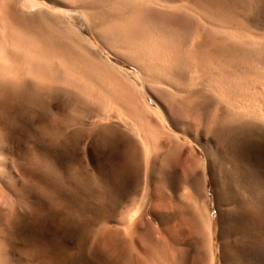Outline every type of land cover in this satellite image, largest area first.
I'll return each instance as SVG.
<instances>
[{
  "label": "rangeland",
  "instance_id": "rangeland-1",
  "mask_svg": "<svg viewBox=\"0 0 264 264\" xmlns=\"http://www.w3.org/2000/svg\"><path fill=\"white\" fill-rule=\"evenodd\" d=\"M71 1L0 0V26L4 18L14 29L10 43L0 34L6 58L26 51L8 62L28 70L22 80L2 76L13 87L0 90V258L6 236L8 264H249L250 250L264 264V117L251 114L264 113V0ZM80 2L93 13L70 12ZM85 20L100 23L95 35ZM13 33L38 51L25 39L27 49H13ZM33 55L43 71L27 64ZM76 57L81 70L95 60L83 75L100 88L54 77L71 62L80 74ZM107 92L156 136L140 129L153 139L145 187L136 136L116 118H96ZM191 201L211 214V235L196 232ZM240 210L261 225L255 240L244 237Z\"/></svg>",
  "mask_w": 264,
  "mask_h": 264
},
{
  "label": "bare ground",
  "instance_id": "bare-ground-1",
  "mask_svg": "<svg viewBox=\"0 0 264 264\" xmlns=\"http://www.w3.org/2000/svg\"><path fill=\"white\" fill-rule=\"evenodd\" d=\"M73 1V0H72ZM71 1V2H72ZM21 3V2H20ZM74 6V5H73ZM88 7L89 6H87L86 4H85V2H80L79 4H78V6L77 7H75V8H73V9H71L70 10V12H78L79 10H80V12H81V14H83V15H81L82 17H84V15L86 16V15H90V14H92L93 13V11L92 10H89L88 9ZM69 8H72V7H69ZM90 8V7H89ZM79 9V10H78ZM87 9H88V11H87ZM68 11H69V9H67ZM66 10V11H67ZM67 11V12H68ZM91 12V13H90ZM7 13V12H6ZM68 15H66V22L68 23V25H70V26H72V22H73V20L71 21V19H72V15H71V13H67ZM78 14V13H77ZM5 19L3 18V20H1V23H2V25L1 26H3V28H0V34H1V32H3V30H4V32L6 31V29L5 28H7V24H6V22L4 21ZM87 20V19H86ZM84 21V23L86 22V25H87V27L89 28V30L95 35V31H96V29L100 26V23H98V22H87V21ZM73 23H75V22H73ZM83 23V24H84ZM4 24V25H3ZM80 24V23H79ZM81 25H82V23H81ZM0 26V27H1ZM6 26V27H5ZM102 26V25H101ZM11 27V26H10ZM107 27V26H106ZM69 28V27H68ZM101 28V27H100ZM130 28V27H129ZM225 28V27H224ZM9 29V28H8ZM7 29V30H8ZM77 29V28H76ZM111 29V28H110ZM130 29H132V28H130ZM13 30L14 29H12V28H10V31H9V33H8V31H6L4 34L5 35H7L8 37H9V40H10V38H12V36L10 37V35H12V32H13ZM125 30L127 31V29L125 28ZM137 30V29H136ZM77 31V30H76ZM76 31H74L75 33H76ZM124 31V30H123ZM133 31H135V30H133ZM139 31V30H138ZM58 32V31H57ZM73 32V31H72ZM4 34L2 33V35H0L1 37L0 38H2V36L4 37L3 39H5V36H4ZM77 34H79V36L81 35L80 34V32L79 33H77ZM76 34V35H77ZM13 35H14V33H13ZM16 35V34H15ZM13 36V37H16V39L17 40H19V37H20V40H19V42L21 41V39L23 40V39H25V40H27L28 41V39H26V38H23V36H21V34L20 33H18L17 35H18V38H17V35L16 36ZM75 35V36H76ZM132 36H135V35H133V33L131 34ZM6 36V37H7ZM78 36V37H79ZM83 36V35H82ZM82 36H80V37H82ZM85 36V35H84ZM8 37H7V39H8ZM13 39V38H12ZM15 39V38H14ZM31 39V38H30ZM6 40V39H5ZM24 40V41H25ZM6 41H8V40H6ZM24 41L22 42L21 41V44H19L18 42V44L19 45H17L16 43H14L13 44V46H12V43L10 44L12 47H14V46H16V47H14L13 49H15V48H19L20 47V45H21V47L24 49L25 47H27L28 46V49L29 48H31V47H34V43L31 41V43H30V41H28L29 43H26V45H25V47H23L24 46ZM53 41V40H52ZM2 41H0V45H2V46H4V44L5 45H7L8 43H10V42H12L11 40L8 42V43H6L5 41L3 42V43H1ZM26 42V41H25ZM250 42V41H249ZM248 42V43H249ZM74 43V42H73ZM76 43V42H75ZM22 44H23V46H22ZM29 44H32L33 46H31V45H29ZM77 44V43H76ZM140 44V43H139ZM9 45V44H8ZM8 45L6 46V47H4V50H3V47L2 46H0V47H2V49L0 48V54L2 55V56H0V78H3L2 76H9V77H11V78H14L15 76H17V75H19L18 73H23V72H26V71H28V70H26V71H22V69H26V68H24V67H22L21 69H20V71H18V73H17V70H16V68L14 69V68H12V67H15V63H14V66H11L10 64H9V60L11 59V57H9L10 59H7L6 57H7V54L10 52L9 51V49L11 48V47H9L8 48ZM93 45V44H92ZM29 46H31V47H29ZM77 46V45H76ZM149 46V45H148ZM20 47V51H21V48ZM36 47V46H35ZM34 47V48H35ZM5 48H7L6 50H7V52H6V55L5 54H3L2 52L3 51H5ZM34 48H31V49H33V50H36V51H38L37 49H34ZM87 48V47H86ZM25 49H27V48H25ZM31 49H30V51H31ZM141 49V48H140ZM146 49H147V46H146ZM12 50V49H11ZM82 50V49H81ZM86 50V49H85ZM89 50V49H88ZM142 50L143 49H141V50H137V51H141L142 52ZM147 50H149V49H147ZM147 50H145V51H147ZM150 50H151V53H152V50H153V48L151 47L150 48ZM150 50H149V52H150ZM157 50V49H156ZM9 51V52H8ZM13 51V50H12ZM15 51V50H14ZM13 51V53L14 54H16V52H14ZM17 51V54L16 55H14V54H11V56L13 57H20V59H22L23 61H24V58L27 56L26 54V56L23 58V57H21V56H23V54H21L22 52L23 53H25L26 51H22L21 53H18L19 52V49L18 50H16ZM35 51V52H36ZM79 51H80V49H79ZM155 51V50H154ZM158 51V50H157ZM162 51H163V49H162ZM161 50H160V52H162ZM82 52V51H81ZM91 52V51H90ZM144 52V51H143ZM142 52V53H143ZM32 54H34V51H32L31 52ZM31 53H30V55H31ZM40 54H41V52H39ZM39 53H38V55L36 54V56L38 57L39 56ZM136 53V52H135ZM138 53V52H137ZM147 53V52H146ZM19 54H21V56L19 55ZM51 56H52V58H55L56 56H55V53H49ZM85 54H87V52L85 53V51H84V54L80 57V58H82L81 60L82 61H84V56H87V55H85ZM91 54H92V52H91ZM141 54V53H140ZM148 55L150 54V53H147ZM153 54H154V52H153ZM9 55H10V53H9ZM46 55H47V53H46ZM49 55V56H50ZM60 55V54H59ZM34 56V55H33ZM31 56L32 57V61H30L31 63H27L28 65L30 64L31 65V67L33 66L34 68H32V69H35V66L37 67L36 68V70L38 69L39 70V68L41 69V67H39L38 68V65H40V64H38V61H39V59L38 60H36L37 59V57L36 56ZM42 56H44V59H43V57H42V59L43 60H46V58L48 57H45V52L43 53V51H42ZM53 56H55V57H53ZM73 56V55H72ZM14 57L10 60V61H12L11 62V64L14 62V61H16V62H18V64H19V57H18V59H14ZM40 57H41V55H40ZM84 57V58H83ZM39 58V57H38ZM58 58V57H57ZM62 58V57H61ZM73 58H74V56H73ZM76 58H78V60L76 59ZM75 58V60H74V62L75 61H77L76 63L78 64L79 62H81V60H79V57H76ZM97 58V57H96ZM63 59V58H62ZM62 59H59V60H56V62H58L59 63V65H60V63H63V60ZM89 60H90V58H88ZM22 60H20V61H22ZM37 62H35V61ZM41 60V59H40ZM42 60V61H43ZM53 61H54V59H52ZM29 61V60H28ZM34 61V62H33ZM73 61V60H72ZM79 61V62H78ZM95 61V60H94ZM93 61V62H94ZM40 63H42L41 61H39ZM44 62V61H43ZM48 62V61H47ZM50 62V61H49ZM93 62H91V60H90V62H88L87 63V65H86V67H84L83 69L85 70V68L86 69H88L89 70V68H91V67H89V66H92L93 65ZM200 62V61H199ZM34 63H35V65H34ZM82 63V62H81ZM89 63H91V65H89ZM33 64V65H32ZM52 64H53V62H52ZM85 64V63H84ZM107 64V63H106ZM22 65H24V62H23V64ZM21 65V66H22ZM45 65L46 64H44L42 67V69H44L45 68ZM55 65L56 66H59L57 63H55ZM82 65H83V63H82ZM89 65V66H88ZM162 65V64H161ZM25 66V65H24ZM52 67L51 68H53L54 66L53 65H51ZM61 66V65H60ZM55 67L56 69H58L59 70V68H61V67ZM78 66H79V64H78ZM87 66L89 67V68H87ZM108 66V65H107ZM68 68H62V70H59L58 72H56V70H54L55 71V73H56V76H54L55 74H53V70L51 71L50 70V68H49V70H50V76H51V78L53 79V76L54 77H56V79L59 81V82H61V84H62V82L63 83H66V84H69V85H71V88H77V89H84V88H82V87H84L86 84H87V82L85 81V80H88L89 79V81L88 82H90L91 81V79H92V77H91V79L90 78H88L87 76L88 75H92V74H90V73H92L93 72V70L92 69H90V70H92V72H90V70L87 72V73H89L88 75L87 74H85V77H84V73L86 72V70H85V72H84V70H81V67L82 66H79L80 67V71H81V73L79 74V71L78 72H76L75 70H74V66H73V64H72V62H71V64L69 65V66H67ZM17 68H19V67H17ZM41 69V70H42ZM98 69V68H97ZM96 69V70H97ZM77 70H79V68L77 69ZM43 71V70H42ZM41 71V73H40V71H38L39 73V75L41 74V75H43V72ZM95 71V70H94ZM107 71V70H106ZM32 72H34V74H32L31 72H29L31 75H35V71L34 70H32ZM49 72V71H48ZM101 72V71H100ZM20 74V75H22V76H18L19 78H21V80L23 79L22 77H23V74ZM26 73H28V72H26ZM95 73H97L96 71H95ZM110 73V72H109ZM112 73V72H111ZM157 73V72H156ZM52 74V75H51ZM101 74V73H100ZM162 74V73H161ZM36 75H37V73H36ZM35 75V76H36ZM39 75H37V77H36V79L38 80V79H40V80H38V81H44V79H41L40 77H38ZM83 75V76H82ZM93 75H94V73H93ZM26 76V75H25ZM35 76L34 77H31V78H35ZM96 77H99L97 74L95 75ZM107 76V75H106ZM84 77V78H83ZM105 76H103V78H104ZM155 77V76H154ZM8 78V77H7ZM7 78H5V80H4V78H3V80L4 81H2V79H0L2 82H5L6 84H8L7 86L5 85V83H4V85L3 84H1V85H3V86H0V90H2L1 88H4L5 90H3V91H6V88L7 89H9L8 87H11V85L12 84H10V80H11V78H8V82L9 83H7V81H6V79ZM101 76H100V79H103ZM115 78V77H114ZM113 78V79H114ZM151 78V77H150ZM98 79V78H97ZM153 79V78H152ZM26 80V79H25ZM54 80V79H53ZM53 80H51L52 81V83L55 81H53ZM56 80V82H58ZM94 80V78L92 79V81ZM106 79H104V81H105ZM37 81V82H38ZM91 81V82H92ZM98 81V80H97ZM96 81V82H97ZM115 81H116V79H115ZM150 81V80H149ZM25 82H28L27 80L25 81ZM24 82V80H23V83H25ZM91 82L89 83V86H91L90 84H91ZM11 83H13V80H12V82ZM21 82H20V80H18V83L17 84H20ZM23 83H21V84H23ZM32 83V82H31ZM38 83H40V85H42L44 82H38ZM37 83V84H38ZM93 84H94V82H92ZM97 83H99V81L97 82ZM101 83V82H100ZM10 84V85H9ZM16 84V83H15ZM30 84V83H29ZM55 84H57V83H55ZM58 84H60V83H58ZM207 84V83H206ZM39 85V86H40ZM52 85V84H51ZM50 85V86H51ZM65 85V84H64ZM105 85H106V82H105ZM108 85V84H107ZM106 85V86H107ZM111 85V84H110ZM109 85V86H110ZM4 86H6V87H4ZM16 86V85H15ZM23 86V85H22ZM26 86V85H25ZM24 86V87H25ZM43 87L45 86V83H44V85H42ZM61 86V85H60ZM93 86H96L97 88L96 89H98V88H100V87H98V85H92V87ZM99 86H101V88H102V83H101V85H99ZM12 87H13V85H12ZM27 87V86H26ZM25 87V88H26ZM64 87V86H63ZM87 87V86H86ZM91 87V89H93V90H96L95 88H92ZM113 87V86H112ZM117 87V86H116ZM206 87V86H205ZM89 88V87H88ZM109 88V87H108ZM17 89V88H16ZM90 89V90H91ZM110 89V88H109ZM114 89V88H113ZM116 89V88H115ZM114 89V90H115ZM118 90H117V92H118V94L121 92V90H119L120 88H117ZM73 90V89H72ZM71 90V93H73V91ZM101 90V89H100ZM114 90H112V91H114ZM2 91V92H3ZM8 91V90H7ZM19 91V90H18ZM82 91V90H81ZM105 91V90H104ZM116 91V90H115ZM125 91V90H124ZM124 91H122V92H124ZM218 91V90H217ZM127 92V91H126ZM224 92V91H223ZM77 93H79V91L77 92ZM85 93V92H84ZM97 93H98V91H97ZM108 93V92H107ZM106 93V95H105V93H103L104 94V97H102V98H98L97 99V103H98V105H99V107H100V115H101V117L103 116L102 114H104L105 116H106V118H108V120H109V117H112L111 119H113V118H116L120 123H122L124 126V132H125V130L128 132L129 130H130V132H129V134H134L135 136H136V138L138 139V142H139V144H140V149L142 150V153L144 154V164H143V166L141 167V175H142V179H143V185H144V187L146 186V179L149 177H147L146 178V168H147V157H148V153H149V144L150 143H148L147 142V140H150V139H154V137H156L153 133H151L150 132V130L147 128V126H146V129L144 128L145 126H143L142 124V120H140V122H141V124H139V125H142L141 126V128L140 127H138L137 125H136V117L135 116H139V115H137V114H139V113H137L136 114V112L135 113H131V110L130 111H126V110H123L125 107L127 108V107H129L127 104H128V102H126V104H125V102H124V104L125 105H127V106H124L123 107V109H121V107H120V110H119V108L118 107H116L117 105V103H118V97H117V99L115 100L114 98H115V96H112V97H114L113 99L117 102V103H113V101L114 100H111L110 99V97H111V94H110V97H109V93L107 94ZM128 93V92H127ZM130 93V92H129ZM133 93H135V92H133ZM99 94V93H98ZM103 94H101L100 93V95L102 96ZM117 94V93H116ZM121 94H123V93H120L118 96H120ZM131 94V93H130ZM130 94H129V96H130ZM136 94V93H135ZM135 94H131V96H130V98L131 97H133L132 95H135ZM70 95V94H69ZM79 95H80V93H79ZM91 95V94H90ZM108 95V96H107ZM221 95V94H220ZM74 96V95H73ZM124 96V95H123ZM221 96H223V95H221ZM232 96V95H231ZM79 97H82L81 95L80 96H78V98ZM85 97L87 98V96L85 95ZM121 97H122V95H121ZM125 98H126V96H124ZM77 98V97H76ZM83 98V97H82ZM85 98V99H86ZM135 98H137V97H135ZM223 99V98H222ZM89 100H90V98H88V103H90L89 102ZM132 100V99H131ZM139 100V99H138ZM58 101V100H57ZM65 101V100H64ZM84 101H86V100H84ZM114 101V102H115ZM124 101H127V100H124ZM128 101H129V99H128ZM133 101H135V100H132L131 102H133ZM79 102V101H78ZM122 102V101H121ZM130 101H129V104L131 103ZM87 103V102H86ZM120 103V102H119ZM118 103V104H119ZM136 104L137 103H139L140 104V102H138V101H136L135 102ZM135 103H131V104H135ZM67 104V103H66ZM115 104V105H114ZM121 104V103H120ZM119 104V105H120ZM131 104H130V106H131ZM229 104V103H228ZM121 105H123V104H121ZM93 106V105H92ZM234 106V105H233ZM143 107H144V105H143ZM232 107V106H231ZM237 107V106H236ZM240 106H238L237 107V110L239 111L240 109H241V107L239 108ZM130 108V107H129ZM131 108L133 109V107L131 106ZM138 108H141L140 106L138 107ZM138 108H137V110H138ZM144 108H146V107H144ZM147 108H149V107H147ZM234 108H235V106H234ZM239 108V109H238ZM93 109H94V106H93ZM102 110V111H101ZM121 110H123V111H121ZM94 111L96 112L97 110H95L94 109ZM133 111V110H132ZM148 111V110H147ZM261 111V110H260ZM259 110L258 111H253V112H251V114L252 115H254V116H256V117H264V113H261ZM101 112H103V113H101ZM123 112H129V113H123ZM145 112V111H144ZM240 112H243V111H240ZM131 113V114H130ZM97 114V113H96ZM132 116L133 114H135V115H133V117H131L130 115ZM146 114V113H145ZM92 115L94 116V113H92ZM98 115V114H97ZM86 116H88V115H86ZM85 116V117H86ZM93 116H90V117H88V118H91V117H93ZM145 116V115H144ZM141 119H142V117L141 116H139ZM255 117V118H256ZM87 118V119H88ZM96 118L98 119V120H104L105 121V119H104V116L100 119V117H97L96 116ZM132 118L133 119H135V120H133L132 121ZM93 119V118H92ZM96 119V120H97ZM143 119H145V117L143 118ZM146 119H147V117H146ZM146 119H145V121H146ZM261 119V118H260ZM97 120V121H98ZM107 120V119H106ZM107 120V121H108ZM115 120V119H114ZM160 120V119H159ZM92 121V120H91ZM90 121V122H91ZM100 121H98V122H100ZM103 121V122H104ZM148 122H150L149 121V119H148ZM108 123H109V121H108ZM162 123V122H161ZM147 124V123H146ZM144 125H145V123H144ZM125 127H126V129H125ZM143 128V130H147L145 133H147V134H150L149 136L151 137L152 135V138H150L149 139V136H147V134H143L142 133V131L140 130V129H142ZM163 128V127H162ZM165 128V127H164ZM129 129V130H128ZM161 129V128H160ZM155 130V129H154ZM63 131V130H62ZM158 132V131H157ZM144 135H146L147 136V138L148 139H146V136H144ZM153 139H152V141H153ZM159 139V138H158ZM129 147V146H128ZM153 149V148H152ZM152 149L150 150V151H152ZM9 150V149H8ZM128 150H129V148H128ZM152 156H153V154H152ZM150 157V156H149ZM150 160V159H149ZM150 163V162H149ZM148 163V164H149ZM151 168V167H150ZM148 169V168H147ZM201 170V169H200ZM140 171V170H139ZM148 173V172H147ZM149 175V174H148ZM244 177V176H243ZM142 183V182H141ZM143 187V186H142ZM147 188V187H146ZM148 190V189H147ZM143 191H144V189H143ZM143 193V192H142ZM257 194V193H256ZM143 195H145V193H143ZM264 196V195H263ZM247 198H250V197H247ZM143 199V198H142ZM193 201V200H192ZM192 201H191V203L190 204H192ZM194 201H195V199H194ZM145 202V201H144ZM143 202V203H144ZM197 202V201H196ZM196 202H194L195 204H192L190 207H191V209L193 210L192 211V216H191V222H192V224H194L195 225V228L197 227V229H196V232H199V230L202 228V230H207V235H211L210 234V231H209V226H208V224H209V222L207 223V219L209 218V216L211 215V214H209V211L208 212H205V205L202 203V205H200L199 204V202H197L199 205H197V203ZM250 202V201H249ZM253 203V202H252ZM256 203V202H255ZM262 203V202H261ZM207 204V203H206ZM264 204V203H263ZM249 207V206H248ZM207 208V207H206ZM231 208V207H230ZM241 212H243V210H240ZM244 213L245 212H243L242 214H241V216L243 217L244 216V218H245V216H246V222L244 223V226H245V228H244V233H246V236H244L245 238L247 237V239L249 240V239H251L252 237H254V236H256L257 234H258V231H259V229L261 228L260 226V224H259V222H258V220L257 219H255L253 216L251 217V216H248L247 214L246 215H244ZM208 216V217H207ZM133 217V216H132ZM168 217V215L167 214H164V213H159L158 214V218L160 219V221L161 222H163V221H165L166 220V218ZM206 217H207V219H206ZM138 218V217H137ZM242 219V218H241ZM245 219H244V221H245ZM119 220H121V219H119ZM123 220V219H122ZM243 220V219H242ZM257 220V221H256ZM243 221V222H244ZM262 221V220H261ZM121 222V221H120ZM193 225V226H194ZM6 226V225H5ZM243 225H242V227H244ZM125 227V226H124ZM127 227H129V226H126L125 228L127 229ZM200 227V228H199ZM211 229V228H210ZM126 231H129V229H127ZM125 231V229H124V234L126 235V233H129V232H126ZM130 231H131V229H130ZM224 231V230H223ZM261 232V231H260ZM259 232V233H260ZM263 233V232H262ZM131 234V233H130ZM129 235V234H128ZM259 235V234H258ZM261 235V234H260ZM259 235V236H260ZM9 236V235H8ZM131 236V235H130ZM259 236H258V238H259ZM126 237H128L127 235H126ZM263 237V240H264V236H263V234L261 235V238ZM237 239V238H236ZM133 240H135V239H133ZM252 240H255V237H254V239H252ZM259 240V239H258ZM113 241H115V240H113ZM198 241V240H197ZM234 241V240H233ZM236 241V240H235ZM251 241V240H250ZM257 241V240H256ZM255 241V242H256ZM3 243V252H2V254H1V258H0V261H1V264H8V260H9V249L7 248L8 247V238L5 236L4 237V239H3V241H2ZM129 242H130V240H129ZM118 243V242H117ZM236 243V242H235ZM248 243V242H247ZM247 243H244V244H247ZM252 244V243H251ZM115 245H117V244H115ZM132 245V244H131ZM161 245V244H160ZM236 245V244H235ZM167 246V245H166ZM211 246V245H210ZM234 246V245H233ZM255 246H256V244H255ZM132 247V246H131ZM164 247V246H163ZM251 247V246H250ZM158 248H160V247H158ZM235 248V247H234ZM247 248H249V247H247ZM252 248V247H251ZM250 248V249H251ZM256 248V247H255ZM253 249V248H252ZM162 250H164V249H162ZM164 251H166V250H164ZM163 251V252H164ZM250 256H251V259H250V263L249 264H258L259 262V260H257V257H258V259L261 257V253H259L258 251H254V250H250ZM165 253V252H164ZM165 255V254H164ZM235 256V255H234ZM233 257V256H232ZM170 259V258H169ZM168 260V259H167ZM136 261V260H135ZM158 263V262H157ZM164 263V262H163ZM153 264H156V263H153Z\"/></svg>",
  "mask_w": 264,
  "mask_h": 264
}]
</instances>
